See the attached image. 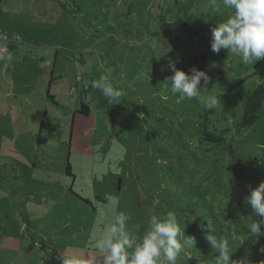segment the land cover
Wrapping results in <instances>:
<instances>
[{"label": "rangeland", "instance_id": "374dc122", "mask_svg": "<svg viewBox=\"0 0 264 264\" xmlns=\"http://www.w3.org/2000/svg\"><path fill=\"white\" fill-rule=\"evenodd\" d=\"M226 16L210 0H0V56L10 57L0 60V264H40L39 244L59 264L87 260L117 211L138 238L149 217L169 210L194 240L176 264H217L200 227L208 222L236 264H264V237L247 234L249 186L231 177L227 149L199 143L202 101L176 103L164 84L170 59L207 72L202 95L220 99L211 125L225 130L250 187L264 181V100L252 125H237L241 95L264 77L211 50ZM102 74L123 91L119 102L91 87ZM41 122L46 142L36 145Z\"/></svg>", "mask_w": 264, "mask_h": 264}, {"label": "clouds", "instance_id": "9594fccd", "mask_svg": "<svg viewBox=\"0 0 264 264\" xmlns=\"http://www.w3.org/2000/svg\"><path fill=\"white\" fill-rule=\"evenodd\" d=\"M210 6L227 10L226 19L216 23L211 30V50L214 53L226 50L238 56L243 64L264 60V0H210ZM2 59L10 57L0 56ZM168 66L173 74L164 84L169 85L168 91L177 97L176 103L200 99L205 110L216 108L220 102L217 95H202L210 82L207 72L195 67L185 72L171 59ZM91 87L99 90L109 103L119 102L124 95L108 74L92 81ZM244 203L251 209L247 234L258 240L264 237V181L256 187L249 186ZM129 220V215L117 211L106 233L95 241L97 256L87 260L63 256L62 264H176L180 253L186 247L194 246L193 238L183 235L177 215L171 210L149 217L147 227L138 238L130 235L127 228ZM200 227L208 233L206 239L218 253L217 264H236L231 259L228 241L212 234L210 222L207 227ZM180 237L185 238L181 241ZM239 264H250V261L244 257Z\"/></svg>", "mask_w": 264, "mask_h": 264}, {"label": "trees", "instance_id": "16d2710c", "mask_svg": "<svg viewBox=\"0 0 264 264\" xmlns=\"http://www.w3.org/2000/svg\"><path fill=\"white\" fill-rule=\"evenodd\" d=\"M15 46V45H14ZM11 46L10 48H13ZM254 73L260 77H264V60L255 62L253 65ZM242 104L241 120L237 124L239 127L250 126L258 119V112L261 108L262 101L264 100V84H258L253 90L247 91L240 97ZM82 115L89 114V107L86 103L80 102V108L77 110ZM214 110H205L203 114H199L202 117V127L200 135V144H213L216 147H224L228 150V154L231 157L229 166L231 167V177L241 182L243 185L250 186L251 176L244 166L242 159L235 155V149L231 144L227 143L224 135L225 130L217 131L216 127L211 125L210 116ZM38 135L36 138L37 145H42L46 142V138L40 133L42 132V122L39 127ZM66 173L70 174L69 163L66 165ZM39 247L43 250L40 264H59L60 260L57 259L55 253L51 247L45 244H39Z\"/></svg>", "mask_w": 264, "mask_h": 264}, {"label": "crops", "instance_id": "0c3cea01", "mask_svg": "<svg viewBox=\"0 0 264 264\" xmlns=\"http://www.w3.org/2000/svg\"><path fill=\"white\" fill-rule=\"evenodd\" d=\"M2 100H3V98L0 97V101H2ZM19 129H20V130H23V127H20ZM34 136H35V133H34V135L31 137V139H33ZM36 138H37V137H36ZM35 142H36V140H35ZM36 145H37V143H36ZM37 150H38V149H37ZM16 151H18V150H16ZM17 159H18V157H17V158H13V157H11V158H6V159H5V160H9V161H13V162H14V167H13V169L15 170V172L18 171V170H17V169H18V165L16 164ZM16 173H17V172H16ZM18 173H19V172H18ZM16 188H17L19 194L23 193V191H21V190H22L21 187H14V188H12V189H13L12 191H16V192H17V190H14V189H16ZM19 191H20V192H19ZM24 193L27 194L26 191H25Z\"/></svg>", "mask_w": 264, "mask_h": 264}, {"label": "built area", "instance_id": "2783aa9c", "mask_svg": "<svg viewBox=\"0 0 264 264\" xmlns=\"http://www.w3.org/2000/svg\"><path fill=\"white\" fill-rule=\"evenodd\" d=\"M6 48H7L6 44H5V46H4V44H1L0 45V52H5Z\"/></svg>", "mask_w": 264, "mask_h": 264}]
</instances>
